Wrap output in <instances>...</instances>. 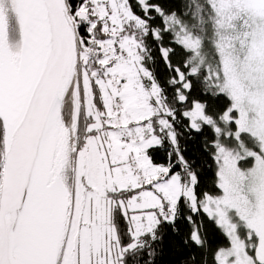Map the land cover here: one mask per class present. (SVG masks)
Returning <instances> with one entry per match:
<instances>
[{"label": "snow or ice", "instance_id": "6c2138e0", "mask_svg": "<svg viewBox=\"0 0 264 264\" xmlns=\"http://www.w3.org/2000/svg\"><path fill=\"white\" fill-rule=\"evenodd\" d=\"M172 243L264 264V0H0V264Z\"/></svg>", "mask_w": 264, "mask_h": 264}, {"label": "trees", "instance_id": "16d2710c", "mask_svg": "<svg viewBox=\"0 0 264 264\" xmlns=\"http://www.w3.org/2000/svg\"><path fill=\"white\" fill-rule=\"evenodd\" d=\"M170 3H175L176 0H169ZM174 59H179V57H174ZM160 68L163 69V65H160ZM182 147L192 155L193 157L199 155V151L197 145L192 142L182 143ZM156 158V162L161 163L163 160L161 159L165 153L163 150H160L153 154ZM206 172L203 177L202 190H211L216 192L217 189L214 187V165L206 166ZM209 238L213 241V246L220 245L226 243L223 236H221L218 232L213 229H209ZM178 237H173L171 234L168 237L169 241H178ZM189 256V253L186 250H182L177 244L172 243L164 248L163 253L159 257L158 264H185Z\"/></svg>", "mask_w": 264, "mask_h": 264}]
</instances>
